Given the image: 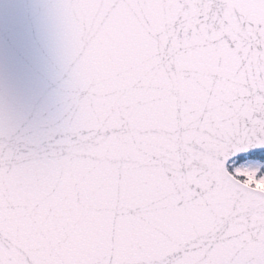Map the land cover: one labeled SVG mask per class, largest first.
<instances>
[{
  "label": "snow or ice",
  "instance_id": "obj_1",
  "mask_svg": "<svg viewBox=\"0 0 264 264\" xmlns=\"http://www.w3.org/2000/svg\"><path fill=\"white\" fill-rule=\"evenodd\" d=\"M53 132L0 108V264H264V0H57Z\"/></svg>",
  "mask_w": 264,
  "mask_h": 264
},
{
  "label": "water",
  "instance_id": "obj_2",
  "mask_svg": "<svg viewBox=\"0 0 264 264\" xmlns=\"http://www.w3.org/2000/svg\"><path fill=\"white\" fill-rule=\"evenodd\" d=\"M57 0H0V108L33 134L53 132L63 110V42Z\"/></svg>",
  "mask_w": 264,
  "mask_h": 264
}]
</instances>
